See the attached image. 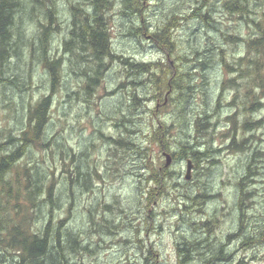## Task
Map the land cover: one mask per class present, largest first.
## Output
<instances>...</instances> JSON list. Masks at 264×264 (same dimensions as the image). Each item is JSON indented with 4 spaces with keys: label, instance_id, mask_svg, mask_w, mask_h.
I'll list each match as a JSON object with an SVG mask.
<instances>
[{
    "label": "rangeland",
    "instance_id": "374dc122",
    "mask_svg": "<svg viewBox=\"0 0 264 264\" xmlns=\"http://www.w3.org/2000/svg\"><path fill=\"white\" fill-rule=\"evenodd\" d=\"M75 1L57 0L60 14L63 15L62 27L69 18L71 3ZM197 2L143 0L145 7L138 16L121 14L118 3L113 13H110L113 50L134 61L174 64V61L180 62L178 56H191L192 46L202 51L215 50L212 63L203 69L192 68L194 63L183 66V69L192 68L190 71L194 73L191 82L193 90L183 98V103L178 102L177 98V103L170 104L166 95V107L159 105L155 115L152 110L157 103L151 98L157 85L151 84L149 80L151 77L155 79L154 75H139L120 63L112 64L106 72L100 88L101 94L97 93V96L102 95L98 106L90 108L87 103L72 101L62 91L55 97L52 112L54 122L48 133L58 145H51L47 163L62 169L63 161L71 163L70 157L75 153L74 162L80 163V158H85L87 165L95 161L102 174L99 179H94L93 188L90 183L81 182L73 188L72 194L67 179L60 174L62 172L56 175L59 181L56 186L55 215L59 218L69 216L68 228L80 233L84 244L88 245V249H81L72 255V264H143L150 248L156 255V264H178V244L184 247V242L194 240L200 242L199 251L204 252L212 261L210 264H264V242L251 244L245 241V238L251 236L258 238L259 233L264 232V105L259 111L251 113L253 122H262L260 128H252L246 133L238 130V141L243 137L248 138V148L239 152L225 149L229 141L224 135L230 128L224 122L225 117L235 112L225 104L232 99L235 91H227L224 99H221L224 106L216 107L221 82L228 77L221 65V58H232L245 51L242 44H228L223 33L238 32L247 36L250 29L245 22L229 15L221 0H209L202 11L212 14L214 20L211 19L209 25L200 17L187 19L199 5ZM174 14L181 18L171 29L176 44L170 53L163 52L150 36L164 27ZM60 44L61 37L56 36L53 46ZM36 71L41 78L44 77L42 67L36 66ZM154 71L160 70L155 67ZM67 74L69 80L65 84L71 90L78 89L76 75L70 70ZM121 82L125 83L126 89L119 91L115 88ZM38 83L32 84L31 91L19 93L21 99L15 93V98L27 102L39 97L45 88ZM113 89L116 93L110 94ZM133 93L146 96L148 100L142 102L139 111L132 113L126 108L131 103ZM262 101L264 103V98ZM124 107L126 115L133 121L127 122L131 131H125L121 125L127 121L119 110ZM6 111L5 107H0V126L7 122ZM204 112L211 115L213 122L218 123L214 130H206L209 132L205 131L202 135H197L194 128L190 130L189 127L188 130L193 120ZM237 117L238 124H241L245 114L240 112ZM162 122L172 126L167 135L170 138L159 132L152 143L148 138L152 124L157 129L162 127ZM106 136H123L134 145L115 150V145L104 138ZM159 137H162V141L168 140L171 151L178 148L177 141L183 137L190 139L192 147L196 141L200 142V151L205 154L201 155L199 165H194L189 180L185 177L187 158L174 160L167 167L171 175L164 178L159 187L156 181L147 179L153 169L159 168L166 161V150H160L157 144L161 145ZM62 150L65 152L63 160ZM250 162L252 171L256 172L253 177L256 182L248 188L252 192L250 207L245 210L247 218L244 226L240 227L237 181L246 174ZM89 179L92 180L91 177ZM152 187L155 189L149 195L148 190ZM89 209L94 214L96 224L90 222L92 217ZM112 225L115 234L118 232L116 235L106 232ZM214 253L218 256L212 258ZM193 256L189 263L184 264L204 263L203 255L200 258L194 253ZM184 258L185 253L180 259Z\"/></svg>",
    "mask_w": 264,
    "mask_h": 264
},
{
    "label": "trees",
    "instance_id": "16d2710c",
    "mask_svg": "<svg viewBox=\"0 0 264 264\" xmlns=\"http://www.w3.org/2000/svg\"><path fill=\"white\" fill-rule=\"evenodd\" d=\"M197 1L199 5L193 9L187 19L200 17L209 25V21L214 20L212 14L202 12L209 0ZM221 1L229 15L245 22L250 29L247 36L238 32L223 33L228 44H238V46L242 44L245 51L243 54H235L232 58L227 56L221 58V65L224 66L228 77L222 80L216 101L217 108L224 106L221 99H224L226 92L235 91L232 99L225 104L235 112L225 117L224 122L230 128L224 135L229 141L225 149L239 152L248 148V138L243 137L238 141L236 138L238 130L246 133L262 125L260 120L253 122L251 113L259 111L264 105L262 101L264 98V0ZM118 3L121 14L132 16L142 14L145 7L143 0H76L71 3L69 18L62 27L63 15L60 14L57 0H0V107L3 106L8 110L5 114L8 117L7 122L0 126V264H72L74 253L88 249L81 234L68 228L69 216L59 218L55 215L56 186L59 181V176L56 175L62 172L60 174L67 179L72 194L73 188L81 182L90 183L93 188L94 181L102 174L95 161L87 165L86 159L80 158L82 160L80 163L74 162L75 153L70 157L71 163L63 161L62 169L55 164L51 167L47 163L51 145H58L54 142L55 138L49 137L48 133L54 122L52 112L58 93L62 91L68 99L87 103L90 108L98 106V100L102 95L97 96V93L101 94L100 88L106 72L112 64L120 63L124 68L129 67L139 75L141 73L154 75L155 79L151 77L149 80L151 84L157 85V90L151 98L157 103L152 110L156 115V108L159 105L166 107V95L171 99L170 101L168 98L170 104L177 103V98L178 102L183 103V98L190 95L193 90L191 82L194 73L190 70L206 67L214 59V49L202 51L193 46L190 51L192 57L178 56L181 60L179 63L174 61L175 65L162 61L139 62L118 54L112 47V31L109 24L112 18L110 13H113ZM180 19L174 14L164 27L151 34L150 38L163 52L170 53L174 48L176 43L171 29ZM56 36L61 37V44L54 47L53 39ZM190 63H194V67L183 69L185 64ZM36 66L42 67L45 78H41L36 73ZM155 67L160 71H154ZM68 70L76 75L78 89L71 90V87L65 84V81L69 80ZM37 82L45 88V92L39 97L27 102L15 98V93L19 95L23 91H31L32 84ZM115 89L119 91L126 89L125 83L121 82ZM115 89L110 91V94H115ZM10 90L13 92L9 93ZM21 96L19 95L20 99ZM145 98L146 96L141 97L133 93L127 108L119 109L123 118L127 119L121 123L125 131L129 129L127 122H133L126 115V109L132 113L139 111L142 102L148 100ZM240 112L245 114V119L238 124L237 114ZM180 113H183V108L180 109ZM212 120L211 115L204 112L193 120L188 130L189 127L190 130L194 128L197 135H202L206 130H214L218 125ZM155 126L152 124L151 135L148 136L152 143L159 132L170 138L167 135L172 126L163 122L162 127L156 129ZM101 134L103 136V133ZM104 138L115 145V150L131 148L134 145L123 136ZM189 140L185 137L179 139L177 141L179 146L174 151L170 150L168 140L162 141V137L158 138L161 145L157 144L160 150L171 152L173 160L192 158L194 164L198 166L201 155L205 153L200 151L202 145L199 141H196L192 147ZM64 154L65 152L61 153V160L64 159ZM83 156L84 153L81 157ZM251 163L246 174L237 181L240 227L244 226L247 218L245 210L250 207L249 198L252 192L249 186L256 182L253 178L256 172L252 171ZM148 167L151 168V165ZM66 172L71 177L68 178ZM170 175L171 172L163 162L159 168L152 170L147 179L156 181L159 187L163 179ZM154 189L155 187L150 188L148 194L151 195ZM89 214L92 217L90 222L96 224L91 209ZM113 226L106 232L116 235L118 232L115 234ZM233 235L236 236V233ZM245 241L251 244L264 242V232L261 231L258 238L251 236L245 238ZM183 244L184 247L180 243L177 247L178 264L189 263L195 257L194 253L196 257L204 256L203 264L212 262L204 252L199 251L200 242L194 240ZM153 253L150 248L143 264H156V255ZM184 253L185 258L180 259ZM217 256L218 254L214 253L212 258Z\"/></svg>",
    "mask_w": 264,
    "mask_h": 264
},
{
    "label": "water",
    "instance_id": "95a60500",
    "mask_svg": "<svg viewBox=\"0 0 264 264\" xmlns=\"http://www.w3.org/2000/svg\"><path fill=\"white\" fill-rule=\"evenodd\" d=\"M166 156H167L166 166H169L172 163V155L170 153H166ZM192 168H193V162L191 159H188L187 160V173H186L187 179L191 178Z\"/></svg>",
    "mask_w": 264,
    "mask_h": 264
},
{
    "label": "bare ground",
    "instance_id": "6f19581e",
    "mask_svg": "<svg viewBox=\"0 0 264 264\" xmlns=\"http://www.w3.org/2000/svg\"><path fill=\"white\" fill-rule=\"evenodd\" d=\"M86 8V7H85ZM215 125V124H214ZM258 127V126H257ZM247 149V148H246ZM172 179V178H171ZM243 179V178H242ZM242 183V182H241ZM245 185V184H244Z\"/></svg>",
    "mask_w": 264,
    "mask_h": 264
}]
</instances>
